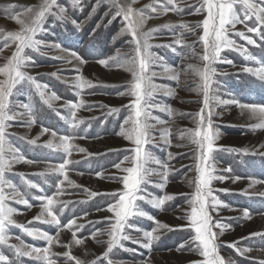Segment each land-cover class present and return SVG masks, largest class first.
<instances>
[{
	"label": "rangeland",
	"instance_id": "1",
	"mask_svg": "<svg viewBox=\"0 0 264 264\" xmlns=\"http://www.w3.org/2000/svg\"><path fill=\"white\" fill-rule=\"evenodd\" d=\"M118 2L125 6L130 4L135 10H144L148 18L141 31L156 29L149 41L154 63L150 64L148 74L154 90L145 98L147 104L143 108L148 114L147 123L153 125L143 148L153 159L145 165L151 174L138 194L144 198L136 200L138 210L146 215L128 217L123 230L128 239H121L108 258H104L109 239L107 231L115 222L108 207L118 199L114 194L123 190L120 178L127 173L121 169L133 166L131 159L136 147L133 141L120 134L122 127L131 125V121L126 125L125 120L129 116L135 118L136 97L130 94L132 74L114 66L112 61H109L112 66L108 67L98 63L100 59L113 56L121 59L134 48L127 22L122 16L115 15L117 9L110 0H80L76 7L72 0H56L52 13L58 14L59 8H64L65 18L48 14L42 30L35 37L43 42L39 51L25 50L31 59L23 71L35 78L46 96L54 94L59 99L52 100L49 106L31 83L16 85L9 97L12 112H26L21 106L30 105L35 123L28 126V115L8 122L7 144L34 163H15L5 177L25 194L32 206L15 200H8L7 204L17 210L13 216L16 224L55 237L49 253L55 264H75L64 255L68 251L84 264L93 261L108 264L109 260L112 264H194L204 259L196 248L198 242L193 239L195 232L189 220L200 153L197 145L186 134L181 138V134L184 130L197 129L200 121L197 114L203 108L200 78L188 66H203V42L199 39L203 31L202 27L195 26L205 19L207 12L196 11L202 0H175L181 11L168 12L163 11L160 3L154 4L156 12L146 8L153 5V0ZM40 3L41 0H0V36L20 30V25L10 18L11 14L19 13L21 19H25L24 9ZM8 5L18 7L9 9ZM246 23L255 25V18ZM181 24L191 28H182ZM235 31H244L256 40V45L247 44L235 35ZM235 31L230 30V38L244 45L255 59H247L236 49L225 48L220 60L213 64L216 72L210 91L212 99L205 114L211 111L212 132L216 136L208 163L215 169L213 175L217 177L211 183L212 196L220 204L215 205L216 210L210 214L213 222L227 226L216 240L219 255L230 264H260L264 261V235L252 234L264 233V128L254 129L253 125L259 123V119L230 101L264 105V81L244 71L246 67H259L257 61L264 63V40L256 33H247L244 24H237ZM177 40L181 43L177 44ZM3 45L4 41L0 40V66L7 63L16 47L12 43L8 47ZM174 72L179 73L178 79L173 78ZM78 78L89 81L91 86L78 88ZM5 79L0 75V81ZM70 103L79 105L74 110L75 117H72ZM168 108L171 113L166 110ZM73 120L81 123L73 128L70 126ZM42 128L49 131L43 132ZM165 129L170 131L166 137L162 135ZM53 130L57 132V141L60 135L74 137L71 155L67 157L72 163L65 169L68 179L74 183L70 185L65 180L59 188L57 185L64 179L63 175L46 171L64 159L62 152L44 146L52 139ZM32 140L36 143L29 142ZM116 164H121V169H117ZM40 173L45 174L40 176ZM163 173L167 174L166 182ZM46 174H51L53 179ZM38 175L42 180H33ZM27 181L38 187L30 188ZM41 183L44 189L40 187ZM5 191L11 192V189ZM165 195L173 198L161 208L150 203ZM38 196H53L57 201L53 210L60 226L45 222L51 219L47 215L36 219L42 203L36 199ZM71 220L76 224L71 229L64 227ZM154 229L153 236L158 239L145 247L149 238L144 233ZM6 231L11 237L9 245L22 241L28 246L48 247L47 241L29 235L23 228L10 225ZM213 231L219 233L220 229ZM93 234L97 235L93 237ZM76 239L82 243L76 244ZM232 244H235L234 248L229 246ZM9 245L0 244V253L9 258L10 264H44L35 256L17 257Z\"/></svg>",
	"mask_w": 264,
	"mask_h": 264
},
{
	"label": "snow or ice",
	"instance_id": "2",
	"mask_svg": "<svg viewBox=\"0 0 264 264\" xmlns=\"http://www.w3.org/2000/svg\"><path fill=\"white\" fill-rule=\"evenodd\" d=\"M110 2L117 9L115 15L122 16L127 22V31L132 37L130 43L134 45V48L131 54L121 59H117V57L113 56L108 59H100L98 63L108 67L112 66L109 64V61H112L114 66L124 68V70L132 74L133 79L131 82L130 94L136 97L135 118L129 116L128 119L125 120L124 123L126 125L129 124V121H131V125L128 128L122 127L120 134L124 135L126 139L133 141L136 147L133 150L135 155L131 159L132 167L121 169V164L114 165L117 169H121L123 172L127 173V175L120 178L123 183V190L114 194L118 196V199H116L114 204L108 207V211L114 214L115 222L111 224L107 231L109 239L106 242V251L103 253L104 258H108L109 253L120 243L121 239H128L127 236L123 235L124 226L128 217L132 215H146V213L138 210L136 200L144 198L138 194L142 191L141 186L148 182L147 177L151 174L150 170L145 165L153 159L151 154L145 152L143 148L150 138L149 129L153 127V125L147 123L148 114L143 108L147 104L145 98L150 97L152 90H154L150 75L148 74L150 64L154 63L153 54L149 51L152 47L149 41L152 38V33L156 31V29H150L146 32L141 31L148 18L143 9L135 10L130 4L125 6L120 4L118 0H110ZM134 2L135 0H132V3ZM156 3H160V7L164 12L181 11V9L176 7L175 0H162V2L161 0H153V5H148L146 8H151L152 12H156L157 8L154 6ZM79 4L80 0H72L73 7ZM170 5L171 7H169ZM54 6H56V0H41L38 6H29L24 9L26 14L25 19H21V14L19 13L11 14L10 18L20 25V30L6 32L0 36V40L4 41V47H8L9 43L15 44L16 46L15 51L8 59L7 63L4 66H0V75L6 77L5 80L0 81V244L9 245L11 237L6 230L10 225L23 228L29 235L47 241L48 247L37 248L28 246L22 241L19 244H11L9 246L14 249L17 257L35 256L36 259L43 260L44 264H55V261L50 258L49 254L50 247L55 237L40 230L25 228L24 225L16 224L13 216L16 214L17 210L7 204L8 200H15L17 203L24 204L28 207L32 206L28 199L25 198V194H22L15 185L11 184L5 177L6 173L11 171L15 163L23 162L31 164L34 163V161L27 159L23 154L19 153L17 149L7 144L6 128L9 126L8 122L15 120L18 116L23 117L24 115H28L30 117L28 126L35 123L34 114L30 105L25 104L21 106L27 110L26 112H12L9 106V97L12 95L16 85L31 83L35 86L41 100L49 106H51L52 100L59 99V97H56L54 94L52 96H46L45 92L41 89V85L36 82L35 78L23 71L27 66V61L31 59L27 56L25 50L32 49L39 51V46L43 43L35 37L36 34L42 30V25L46 16L48 14H54L57 15L58 19L65 18L66 9L59 8L58 14L52 13V8ZM237 6H239V8ZM7 7L9 9H15L18 6L8 5ZM201 10H206L207 15L205 19L199 22L195 27H202L203 31V35L199 37L203 42V55L201 57L203 66L198 67L189 65L188 67L200 78L201 83L199 87L200 91L203 93V108L200 113L197 114L200 116L197 129L184 130L181 134V138H184L186 134L187 138L193 144L197 145L200 153L198 157L199 164L197 165L199 174L196 179V191L192 201L189 220L195 232L193 239L198 242L196 248L204 259L199 262H194V264H230V262H226L225 259L219 255V246L216 243L218 236L223 234L227 226L218 221L213 222L210 214L211 211L216 210L215 205L220 204V201L212 196L211 183L214 179H217V177L213 175L215 169L208 161L215 148L216 136L212 132L211 111L209 110L207 114H205V110L209 109L212 99L210 91L212 78L216 72L213 64L220 60L221 52L225 48H233L244 54L247 59H255L248 53L244 45L237 44L235 40L230 38L229 32L230 30L235 31L237 24H244L247 33H256L264 40V0H202V3L196 11L199 12ZM253 17L255 18L256 24L248 26L246 22ZM73 23H75V21H73ZM165 27H168V25H165ZM180 27L185 29L191 28L188 24H181ZM235 35L245 40L249 45H256V40L246 35L244 31H235ZM176 43L180 44L181 41L177 40ZM56 47H59V45ZM72 55L80 59L81 62H84L76 53H72ZM117 55H119V53ZM227 63L232 62L227 61ZM257 63L260 64L259 67H246L244 71L250 72L261 81H264V63H260L259 61H257ZM173 78L178 79L179 73L174 72ZM90 86L91 84L89 81L78 78V88L83 89ZM230 102L238 104L242 110L247 109L252 116L259 119V123L253 125L254 129L264 128V105L242 104L235 100ZM81 104H83V101H81ZM77 107H79V105L75 103L69 104V108L72 110V117H75L74 110ZM166 110L169 111V113L172 111L170 108ZM112 111L117 110L112 109ZM205 121H207L206 130ZM79 123H81V121L73 120L70 122V126L75 128ZM42 131L48 132L49 129L42 128ZM51 135L52 139L47 141L44 146L62 152L64 154V159L62 163L50 167L46 171L63 175L64 179L59 181L57 185L58 188L65 180L71 185L74 182L68 179L65 169L67 165L72 163L67 157L71 155L73 148L71 140L74 137L71 135H60L57 141V132L53 130ZM162 135L166 137L170 135V131L165 129ZM29 142L32 144L36 143L35 140ZM81 151H83V149H81ZM155 162L160 163L159 161ZM44 174L45 173H40V175ZM162 175L166 182L167 174L163 173ZM220 179H223V177H220ZM26 183L30 188L38 187V185L31 181H27ZM161 187H163V185H161ZM6 188L11 189V192H6ZM58 194L59 192L57 195ZM92 195H96V193H92ZM209 197H211V201H209ZM172 198L173 197L170 195H165L160 198L152 199L150 203L154 204L157 208H161L167 200ZM36 199L42 201L41 212L36 219H40L47 215V217L51 219L45 222L60 226V220L53 210L54 205L57 203L53 196H38ZM244 215L247 217L248 212L245 211ZM149 218L151 219V217ZM75 224L76 221L71 220L64 227L71 229ZM159 226L167 227L166 225ZM214 228H219V233L213 231ZM154 231L155 229L152 232L144 233V235L149 238V243L146 244L145 247H148L153 239H158L157 236H153ZM73 235L75 237V233H73ZM95 235L97 234H93V237H95ZM252 235H264V233H253ZM56 242L58 243V240ZM97 242L100 243V241ZM75 243L80 244L82 240L76 239ZM229 246L234 248L235 244ZM244 251H247V249ZM64 255L70 260H74L75 264H84L83 261L72 256L70 251L65 252ZM0 264H10L9 258L2 253H0ZM92 264H95V261H93ZM108 264H112L111 260L108 261ZM260 264H264V261H261Z\"/></svg>",
	"mask_w": 264,
	"mask_h": 264
},
{
	"label": "trees",
	"instance_id": "3",
	"mask_svg": "<svg viewBox=\"0 0 264 264\" xmlns=\"http://www.w3.org/2000/svg\"><path fill=\"white\" fill-rule=\"evenodd\" d=\"M107 159H110V158H105L104 160H107ZM47 176H48V178L50 179V180H52L53 179V176L51 175V174H46ZM41 176V175H40ZM39 175L37 176V177H34L33 178V180H35V179H37V178H40L41 179V177H40ZM44 177V176H43ZM42 180V179H41ZM39 185H41L40 187H42V189H44V187H43V183H41V184H39ZM48 187H49V185H48ZM50 189V188H49ZM47 192L49 191V190H46Z\"/></svg>",
	"mask_w": 264,
	"mask_h": 264
}]
</instances>
